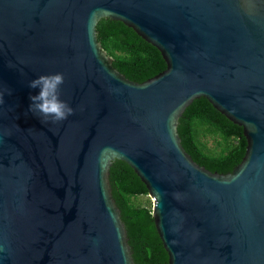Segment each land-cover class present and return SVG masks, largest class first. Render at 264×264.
<instances>
[{
  "label": "water",
  "instance_id": "obj_1",
  "mask_svg": "<svg viewBox=\"0 0 264 264\" xmlns=\"http://www.w3.org/2000/svg\"><path fill=\"white\" fill-rule=\"evenodd\" d=\"M103 19L166 69L120 74ZM53 73L74 110L58 123L28 111V81ZM202 98L243 129L232 173L182 147L179 121ZM116 161L145 185L168 264H264V0H0V264H135Z\"/></svg>",
  "mask_w": 264,
  "mask_h": 264
},
{
  "label": "trees",
  "instance_id": "obj_2",
  "mask_svg": "<svg viewBox=\"0 0 264 264\" xmlns=\"http://www.w3.org/2000/svg\"><path fill=\"white\" fill-rule=\"evenodd\" d=\"M96 30L102 48L112 58L113 67L128 80L144 83L166 69L160 52L122 23L103 19ZM178 134L193 161L212 173H232L246 153L243 129L203 98L186 109L179 121ZM209 140L216 145L213 150L207 146ZM109 180L135 264H168V255L154 227L152 207L135 203V199L148 196L145 185L120 161L111 167Z\"/></svg>",
  "mask_w": 264,
  "mask_h": 264
},
{
  "label": "clouds",
  "instance_id": "obj_3",
  "mask_svg": "<svg viewBox=\"0 0 264 264\" xmlns=\"http://www.w3.org/2000/svg\"><path fill=\"white\" fill-rule=\"evenodd\" d=\"M64 83L62 73L38 75L28 81L27 87L35 90L28 97V111L39 114L46 121L58 123L73 115V108L60 98V89Z\"/></svg>",
  "mask_w": 264,
  "mask_h": 264
},
{
  "label": "rangeland",
  "instance_id": "obj_4",
  "mask_svg": "<svg viewBox=\"0 0 264 264\" xmlns=\"http://www.w3.org/2000/svg\"><path fill=\"white\" fill-rule=\"evenodd\" d=\"M207 146L209 149L213 150L216 145L213 142V140H209V142H207ZM135 203L146 206V207H152L153 206V203L148 196H142V197L135 199Z\"/></svg>",
  "mask_w": 264,
  "mask_h": 264
}]
</instances>
